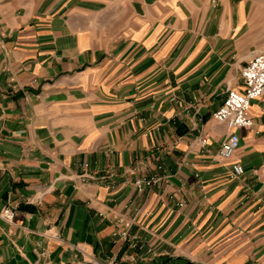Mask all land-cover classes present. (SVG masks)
I'll return each instance as SVG.
<instances>
[{
    "label": "crops",
    "instance_id": "crops-1",
    "mask_svg": "<svg viewBox=\"0 0 264 264\" xmlns=\"http://www.w3.org/2000/svg\"><path fill=\"white\" fill-rule=\"evenodd\" d=\"M212 11L0 0V264H264V101L220 159L250 49Z\"/></svg>",
    "mask_w": 264,
    "mask_h": 264
},
{
    "label": "built area",
    "instance_id": "built-area-1",
    "mask_svg": "<svg viewBox=\"0 0 264 264\" xmlns=\"http://www.w3.org/2000/svg\"><path fill=\"white\" fill-rule=\"evenodd\" d=\"M241 86L227 89L222 103L213 111L212 117L224 124L229 130L223 138L218 149L219 158L229 159L237 150L240 138L237 129L249 127L252 124L250 116V102L260 98L264 101V49L255 50L240 69ZM201 143H205L202 139ZM232 174L237 176L243 173V166L238 162L231 164ZM145 182V179H137L135 184ZM147 182V181H146ZM14 211L10 207H4L0 211V219L11 222Z\"/></svg>",
    "mask_w": 264,
    "mask_h": 264
},
{
    "label": "rangeland",
    "instance_id": "rangeland-1",
    "mask_svg": "<svg viewBox=\"0 0 264 264\" xmlns=\"http://www.w3.org/2000/svg\"><path fill=\"white\" fill-rule=\"evenodd\" d=\"M201 7L208 3L213 8L212 16L227 30H231L233 41L248 45L251 55L254 49H264V0H199ZM230 6L232 18L222 9ZM253 44H257L256 48Z\"/></svg>",
    "mask_w": 264,
    "mask_h": 264
}]
</instances>
